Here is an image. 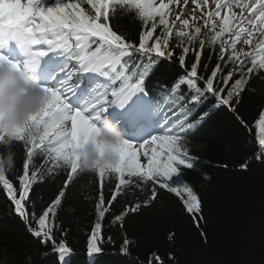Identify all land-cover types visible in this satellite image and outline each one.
<instances>
[{
  "label": "snow or ice",
  "instance_id": "snow-or-ice-1",
  "mask_svg": "<svg viewBox=\"0 0 264 264\" xmlns=\"http://www.w3.org/2000/svg\"><path fill=\"white\" fill-rule=\"evenodd\" d=\"M173 2L0 0V64L21 71L26 81L38 78L49 95L45 107L31 115L26 124L10 131L0 128V144L21 142L27 156L16 184L6 175L0 157V185L31 234L43 244L51 243L59 264H66L75 253L63 236H57L61 231L55 223L57 206L74 175L87 169L82 163V149L88 142L96 144L101 157L106 151L115 154L114 161L100 159L90 170L100 178L115 174L117 183L107 202L102 191L99 195L97 222L86 242L87 256L102 253L105 238L100 221L124 189L133 185V178L151 183L143 206L157 198L159 188L179 198L194 220L203 218L198 193L182 178L173 177L198 159L184 143L188 134L211 115L213 108L226 106L237 112L239 97L252 75L264 77V0H212L214 7L209 6V0H193L196 9L192 17L197 18V10L202 12L204 26L213 33L208 46L219 45V62L211 69L201 61L205 41L199 40L196 48L201 27L189 31L190 21L184 12L170 19ZM184 3L187 5L188 0ZM118 7L134 10L141 21L138 43L114 30L111 21ZM241 43L249 50L238 49ZM177 50L183 74L171 87L156 91L148 82L164 61L173 60ZM190 53L194 60L186 68ZM229 64L236 67L225 74ZM201 68L210 75L202 74ZM210 99L213 103L208 110L193 120L195 112ZM104 118H110L122 132V139L114 144L100 139L99 124ZM237 119L248 127L241 117ZM255 128L258 144L264 147V110L255 120ZM137 141L139 149H144L146 163L138 158ZM37 155L43 158L39 167L33 164ZM261 156L264 153L256 158ZM240 167L246 169L248 163ZM57 169L67 170L64 186L37 212L34 202L29 204L31 189L44 179V173L53 175ZM141 206L138 202L127 206V211L134 213ZM120 220L117 215L113 223ZM106 239L111 242V237ZM130 244V240L123 241L122 254H128ZM148 264L163 261L153 254Z\"/></svg>",
  "mask_w": 264,
  "mask_h": 264
},
{
  "label": "trees",
  "instance_id": "trees-1",
  "mask_svg": "<svg viewBox=\"0 0 264 264\" xmlns=\"http://www.w3.org/2000/svg\"><path fill=\"white\" fill-rule=\"evenodd\" d=\"M111 23L114 30L138 43L142 25L134 10L116 8ZM212 34L206 27L205 36L199 35L196 43L199 49V40L205 41L201 61L209 69L219 62V45L212 48L207 44ZM175 43L173 38L172 44ZM178 55L179 50L171 62L164 61L152 75L148 83L156 91L171 87L183 74L184 69L176 59ZM193 60L190 53L184 67H190ZM235 67L229 64L225 74ZM200 72L210 75V72L203 73V68ZM212 103L210 99L202 105L192 119L198 118ZM236 107L235 113L226 106L213 108L211 115L188 134L184 143L198 159L192 167L182 168L173 177L174 180L182 178L198 193L202 219L194 220L179 198L159 188L157 198L143 206V201L150 196L151 183L133 178V185L124 189L100 221L105 238L102 253L89 257L86 242L97 222L96 203L101 191L106 202L110 199L117 178L115 174L100 178L89 169L78 171L55 216L56 226L61 230L57 232L58 238L63 236L75 253L66 264H148L153 254L159 255L163 264H264V156L256 158L264 153V147L258 144L255 128V120L264 110V77L252 75ZM237 116L244 120L247 128ZM9 152L14 154L15 163L6 175L16 184L27 158L26 151L21 142L0 144V157L6 158ZM245 162L248 167L242 169L240 165ZM42 163L43 158L37 155L34 166ZM66 178V169H57L53 175L44 173V179L31 189L29 204L34 202L37 212L47 207ZM138 202L142 206L136 212L127 211V206ZM117 215L121 220L113 223ZM107 237H111V242ZM126 239L131 241L127 255L121 252ZM0 264H59L51 243H41L15 214L2 185Z\"/></svg>",
  "mask_w": 264,
  "mask_h": 264
},
{
  "label": "clouds",
  "instance_id": "clouds-1",
  "mask_svg": "<svg viewBox=\"0 0 264 264\" xmlns=\"http://www.w3.org/2000/svg\"><path fill=\"white\" fill-rule=\"evenodd\" d=\"M48 99L49 95L38 78L26 81L21 71L13 70L6 63L0 64V128L10 131L26 124L31 115L45 107ZM99 127L102 142L114 144L122 139L121 130L110 118H104ZM82 152V163L89 170L100 159L105 162L115 160V154L110 151L101 157L94 142L84 145ZM2 162L4 169L8 170L15 163L14 154L9 152Z\"/></svg>",
  "mask_w": 264,
  "mask_h": 264
},
{
  "label": "rangeland",
  "instance_id": "rangeland-1",
  "mask_svg": "<svg viewBox=\"0 0 264 264\" xmlns=\"http://www.w3.org/2000/svg\"><path fill=\"white\" fill-rule=\"evenodd\" d=\"M165 2H167V0H165ZM209 6L210 7H214V5L212 4V0H209ZM170 9L171 12L169 14V18L170 19H174L175 15L177 13H187V15L184 16L185 19H189L190 21V27H189V31L194 30L195 26H200L201 27V33L199 34L201 37H204L205 35V26L203 24V19H201L200 17L202 16V12H200L199 10H197V18L194 19L192 17V11L194 9H196V4L193 3V0H188L187 5L184 3V0H174L173 3L170 4ZM224 11H227L226 9ZM234 11L239 12V9H234ZM179 21H177V25H179ZM238 49H243L245 51H248V46L244 45V44H238ZM139 143L140 141H137L134 146L138 148V158L140 159L141 163H146V157H144L143 152L144 149H139ZM148 147V146H146Z\"/></svg>",
  "mask_w": 264,
  "mask_h": 264
}]
</instances>
